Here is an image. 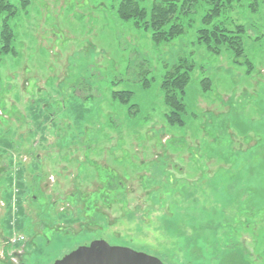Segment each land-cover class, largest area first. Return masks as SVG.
<instances>
[{"label": "rangeland", "instance_id": "374dc122", "mask_svg": "<svg viewBox=\"0 0 264 264\" xmlns=\"http://www.w3.org/2000/svg\"><path fill=\"white\" fill-rule=\"evenodd\" d=\"M7 1L0 264H53L96 240L163 264H264V0L210 25L196 0L184 34L160 43L117 17L120 0ZM214 24L244 27L238 60L199 42ZM181 57L195 69L172 125L160 84Z\"/></svg>", "mask_w": 264, "mask_h": 264}, {"label": "trees", "instance_id": "16d2710c", "mask_svg": "<svg viewBox=\"0 0 264 264\" xmlns=\"http://www.w3.org/2000/svg\"><path fill=\"white\" fill-rule=\"evenodd\" d=\"M141 0H120L116 15L119 19L133 21L137 26L144 30L151 31L153 42H168L184 34L185 28L180 21V15L187 14L196 0H183L178 5L177 0H160L152 5L148 12L140 4ZM239 0H210L211 8L203 17L202 23L210 25L228 5ZM25 2V1H24ZM16 13L15 7L7 0H0V16L2 25L0 29V55L14 54L11 45L13 33L8 24V20ZM242 25L231 24L218 25L214 24L211 28H202L198 31V40L204 44L209 52L213 55H219L221 49H229L234 58L238 60L242 55L241 37L244 34ZM195 69V65L186 58H179L178 61L165 69L162 77L160 89L163 94V100L168 108L166 115L167 122L172 125H182V117L185 113L183 97L185 87L190 80V73ZM148 71H143L142 85L147 88L149 80L146 77ZM206 88L210 86L206 78ZM130 92H113V98L121 102H127Z\"/></svg>", "mask_w": 264, "mask_h": 264}, {"label": "water", "instance_id": "95a60500", "mask_svg": "<svg viewBox=\"0 0 264 264\" xmlns=\"http://www.w3.org/2000/svg\"><path fill=\"white\" fill-rule=\"evenodd\" d=\"M53 264H163L158 258L130 248L111 246L103 240L79 247Z\"/></svg>", "mask_w": 264, "mask_h": 264}, {"label": "built area", "instance_id": "2783aa9c", "mask_svg": "<svg viewBox=\"0 0 264 264\" xmlns=\"http://www.w3.org/2000/svg\"><path fill=\"white\" fill-rule=\"evenodd\" d=\"M15 241H20V240H16V238L12 239V243L15 242Z\"/></svg>", "mask_w": 264, "mask_h": 264}]
</instances>
